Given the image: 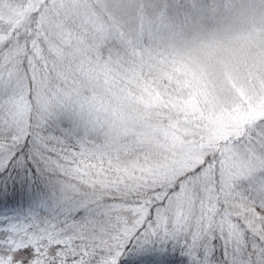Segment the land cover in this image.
Returning <instances> with one entry per match:
<instances>
[{
  "label": "snow or ice",
  "instance_id": "snow-or-ice-1",
  "mask_svg": "<svg viewBox=\"0 0 264 264\" xmlns=\"http://www.w3.org/2000/svg\"><path fill=\"white\" fill-rule=\"evenodd\" d=\"M0 264H264V0H0Z\"/></svg>",
  "mask_w": 264,
  "mask_h": 264
}]
</instances>
